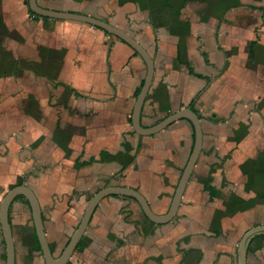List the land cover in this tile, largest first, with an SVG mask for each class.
Wrapping results in <instances>:
<instances>
[{"label": "crops", "instance_id": "crops-1", "mask_svg": "<svg viewBox=\"0 0 264 264\" xmlns=\"http://www.w3.org/2000/svg\"><path fill=\"white\" fill-rule=\"evenodd\" d=\"M38 3L109 21L149 51L145 127L189 107L203 129L176 217L155 223L133 198L111 195L69 264H239L242 236L264 224V0ZM146 75L143 57L104 29L35 16L28 0H0V203L13 186L31 187L56 256L104 187H134L156 213L171 205L194 129L183 118L153 135L134 130ZM56 181L66 190L52 189ZM10 222L15 264H45L24 197L13 201ZM247 264H264V234L251 240Z\"/></svg>", "mask_w": 264, "mask_h": 264}, {"label": "water", "instance_id": "water-1", "mask_svg": "<svg viewBox=\"0 0 264 264\" xmlns=\"http://www.w3.org/2000/svg\"><path fill=\"white\" fill-rule=\"evenodd\" d=\"M28 3L30 9L40 16L54 18V19L74 20L83 23H89L93 26L104 29L108 33L126 42L139 55H141V57H143L147 65V75L145 78V82L139 94L137 95V99L135 101V105L131 116L133 128L137 133L142 135H153L164 130L172 123L183 118L188 119L191 122L194 129V146L191 155L188 159V162L183 169V173L178 182L171 205L167 212L162 214L156 213L153 210L148 199L145 197V195L140 190L134 187L123 186V185L104 187L98 190L91 197L85 209V212L80 220L79 225L77 226L76 230L74 231L73 235L71 236L70 240L68 241L67 245L65 246L61 254L58 256L54 254L50 246L44 225L42 207L36 192L31 187H29L25 182H23L21 184H17L13 186L5 193L0 203V223L2 226V232L6 245V264H15V256H16L15 242H14V236L10 222V208L13 201L18 196L25 197L30 205L34 220L35 230H36L37 241L41 247L45 264H68L75 250L77 249L96 208L98 207L100 202L108 196L117 195V196H126L135 199L139 203L145 216L150 221H153L155 223L161 224L172 221L177 215L185 188L187 186V183L191 177V174L193 172V169L201 152L202 143H203V129L201 124V119L198 113H196L189 107L182 108L179 111L170 114L169 116L162 119L160 122H158L153 126L145 127L142 124L141 121L142 108L153 80L155 67H154L153 57L151 56L149 51L139 41H137V39H135L130 33L117 27L116 25H113L109 21L95 17L93 15L71 12V11L49 9L41 6L38 3V0H28ZM262 234H264V224H259L254 227H251L244 233V235L242 236L239 242V248H238L239 264H247V253L250 242L255 236Z\"/></svg>", "mask_w": 264, "mask_h": 264}, {"label": "rangeland", "instance_id": "rangeland-1", "mask_svg": "<svg viewBox=\"0 0 264 264\" xmlns=\"http://www.w3.org/2000/svg\"><path fill=\"white\" fill-rule=\"evenodd\" d=\"M59 20H64V19H59ZM65 21H68V22H72V23H82V24H85V25H91V24H89V23H83V22H79V21H74V20H65ZM2 25V24H1ZM56 172V171H55ZM53 186H52V189L53 188H57V189H59V190H61V191H65L66 190V188H64V187H62L61 185H56L57 184V181L56 182H54V183H51ZM38 196V195H37ZM108 197H110V196H108ZM39 198V197H38ZM107 198V197H106ZM105 199V198H104ZM40 204L42 205V207L44 208V201H43V199L42 198H40ZM67 205V203L65 202V203H62V205H59V208L60 209H64V207ZM76 203H74L73 204V206H72V208H71V211L70 212H72V210L74 209V208H76ZM68 208H70V204L67 206Z\"/></svg>", "mask_w": 264, "mask_h": 264}, {"label": "trees", "instance_id": "trees-1", "mask_svg": "<svg viewBox=\"0 0 264 264\" xmlns=\"http://www.w3.org/2000/svg\"><path fill=\"white\" fill-rule=\"evenodd\" d=\"M30 11H31V13H33L35 16H40V15H38V14H36L35 12H33L31 9H30ZM136 52V51H135ZM137 53V52H136ZM138 54V53H137ZM140 91V90H139ZM139 91H138V93H139ZM19 184H21V183H19ZM18 197H21V196H18ZM23 197V196H22ZM25 198V197H24ZM26 199V198H25ZM27 200V199H26ZM135 200V199H134ZM28 201V200H27ZM36 238H37V236H36ZM38 242V241H37ZM79 247H80V245H78ZM38 247H39V249H41V247H40V245H39V243H38ZM53 247V246H52Z\"/></svg>", "mask_w": 264, "mask_h": 264}, {"label": "flooded vegetation", "instance_id": "flooded-vegetation-1", "mask_svg": "<svg viewBox=\"0 0 264 264\" xmlns=\"http://www.w3.org/2000/svg\"><path fill=\"white\" fill-rule=\"evenodd\" d=\"M51 248H52V245H51ZM53 248H54V246H53ZM78 248V247H77ZM53 250V249H52ZM70 262V261H69ZM69 264V263H68Z\"/></svg>", "mask_w": 264, "mask_h": 264}]
</instances>
